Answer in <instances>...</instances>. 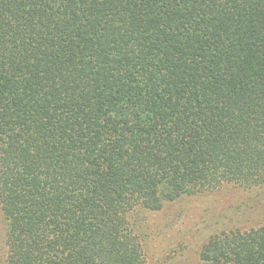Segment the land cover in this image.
Listing matches in <instances>:
<instances>
[{
    "label": "trees",
    "instance_id": "16d2710c",
    "mask_svg": "<svg viewBox=\"0 0 264 264\" xmlns=\"http://www.w3.org/2000/svg\"><path fill=\"white\" fill-rule=\"evenodd\" d=\"M227 185L264 186V0H0L2 264H150L141 213Z\"/></svg>",
    "mask_w": 264,
    "mask_h": 264
},
{
    "label": "rangeland",
    "instance_id": "374dc122",
    "mask_svg": "<svg viewBox=\"0 0 264 264\" xmlns=\"http://www.w3.org/2000/svg\"><path fill=\"white\" fill-rule=\"evenodd\" d=\"M1 217L0 264L5 230ZM139 218L150 264H204L200 252L212 234L264 224V186L243 190L227 185L166 203L160 210L142 212Z\"/></svg>",
    "mask_w": 264,
    "mask_h": 264
}]
</instances>
